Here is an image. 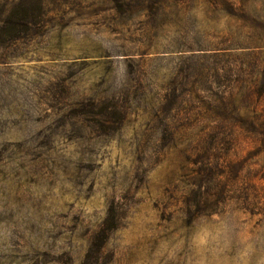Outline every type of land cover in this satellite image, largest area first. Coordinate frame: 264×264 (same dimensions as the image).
Segmentation results:
<instances>
[{"label": "rangeland", "instance_id": "1", "mask_svg": "<svg viewBox=\"0 0 264 264\" xmlns=\"http://www.w3.org/2000/svg\"><path fill=\"white\" fill-rule=\"evenodd\" d=\"M0 264H264V0H0Z\"/></svg>", "mask_w": 264, "mask_h": 264}]
</instances>
